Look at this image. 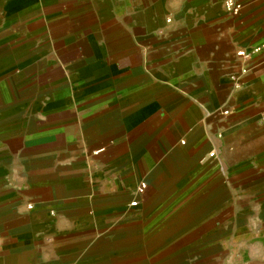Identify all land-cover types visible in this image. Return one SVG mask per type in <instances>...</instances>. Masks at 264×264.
I'll use <instances>...</instances> for the list:
<instances>
[{
  "label": "crops",
  "instance_id": "crops-1",
  "mask_svg": "<svg viewBox=\"0 0 264 264\" xmlns=\"http://www.w3.org/2000/svg\"><path fill=\"white\" fill-rule=\"evenodd\" d=\"M240 1L0 0V264H117L131 227L264 264V63L230 83L264 0Z\"/></svg>",
  "mask_w": 264,
  "mask_h": 264
},
{
  "label": "rangeland",
  "instance_id": "rangeland-1",
  "mask_svg": "<svg viewBox=\"0 0 264 264\" xmlns=\"http://www.w3.org/2000/svg\"><path fill=\"white\" fill-rule=\"evenodd\" d=\"M130 231V241L124 244L118 243L115 246L117 249V251H115L117 264H193V262H198L199 253L190 252L182 254L183 250L179 251L177 248H168L163 251L151 249L154 245L153 243H155L161 235L157 237L152 235L151 239H149L146 244H139L142 237L137 235L138 228L133 229L131 227ZM128 247L132 248L130 252L127 250L126 252L123 251V249H127ZM103 255L108 256L107 254Z\"/></svg>",
  "mask_w": 264,
  "mask_h": 264
},
{
  "label": "built area",
  "instance_id": "built-area-1",
  "mask_svg": "<svg viewBox=\"0 0 264 264\" xmlns=\"http://www.w3.org/2000/svg\"><path fill=\"white\" fill-rule=\"evenodd\" d=\"M223 12L227 15H238L243 9L244 5L240 0H222ZM168 20V19H167ZM264 39L258 44L248 46L247 48H240L235 51L234 58H236L237 71L231 74L230 83L236 89L241 88L244 84V79L248 73L259 68L264 63ZM260 57L261 60H259ZM227 114V110H223ZM261 118L264 120V111L261 112ZM213 153H210L212 155ZM136 189L137 195L142 194L146 188L144 180L138 182ZM137 199L130 201V206L137 205Z\"/></svg>",
  "mask_w": 264,
  "mask_h": 264
}]
</instances>
